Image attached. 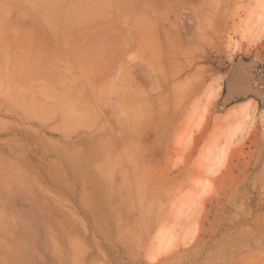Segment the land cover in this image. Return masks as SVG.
I'll list each match as a JSON object with an SVG mask.
<instances>
[{
  "label": "rangeland",
  "instance_id": "rangeland-1",
  "mask_svg": "<svg viewBox=\"0 0 264 264\" xmlns=\"http://www.w3.org/2000/svg\"><path fill=\"white\" fill-rule=\"evenodd\" d=\"M0 264H264V0H0Z\"/></svg>",
  "mask_w": 264,
  "mask_h": 264
},
{
  "label": "bare ground",
  "instance_id": "bare-ground-1",
  "mask_svg": "<svg viewBox=\"0 0 264 264\" xmlns=\"http://www.w3.org/2000/svg\"><path fill=\"white\" fill-rule=\"evenodd\" d=\"M148 25V24H147ZM8 27V26H7ZM142 27V26H141ZM143 28H144V26H143ZM107 48V47H106ZM109 48V47H108ZM107 48V49H108ZM3 51V50H2ZM101 56V55H100ZM3 62V61H2ZM35 65V64H34ZM110 70V69H109ZM111 71V70H110ZM234 73H235V71H234ZM233 73V74H234ZM107 74V73H106ZM4 75V74H3ZM233 83V82H232ZM239 83V82H238ZM91 88V87H90ZM242 111H243V113H245V114H248L249 112L251 113L252 112V110H253V106L251 105V104H249V103H245V104H243L242 105Z\"/></svg>",
  "mask_w": 264,
  "mask_h": 264
}]
</instances>
